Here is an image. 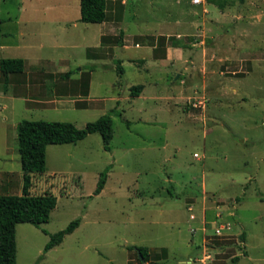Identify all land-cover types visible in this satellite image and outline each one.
I'll list each match as a JSON object with an SVG mask.
<instances>
[{
	"label": "rangeland",
	"instance_id": "obj_1",
	"mask_svg": "<svg viewBox=\"0 0 264 264\" xmlns=\"http://www.w3.org/2000/svg\"><path fill=\"white\" fill-rule=\"evenodd\" d=\"M78 17V0H0V58L54 60L10 75L5 90L0 79V195H20L19 121L80 129L108 114L112 130L110 151L96 133L46 147L28 193H49L56 204L46 223L15 225V264H138L136 247L157 264L159 248L165 264L196 251L191 264L203 253L199 264H264V0H224L221 10L208 0H113L105 24ZM99 30L109 38L121 32L125 51L102 44L111 52L86 59ZM157 36L165 39L161 64L148 46ZM37 41L42 50L33 49ZM135 85L142 89L130 97ZM196 101L203 105L192 107ZM77 217L78 226L43 253L49 235ZM200 223L203 249L199 232L192 235Z\"/></svg>",
	"mask_w": 264,
	"mask_h": 264
},
{
	"label": "trees",
	"instance_id": "obj_2",
	"mask_svg": "<svg viewBox=\"0 0 264 264\" xmlns=\"http://www.w3.org/2000/svg\"><path fill=\"white\" fill-rule=\"evenodd\" d=\"M112 0H78V21L81 23L99 24L106 19V5ZM208 3L213 4L218 9L223 8L224 0H208ZM2 21L0 20V25ZM1 36V33H0ZM121 32L117 38H109L106 36L100 37V46L93 49L85 50L86 59H98L100 55L110 53V46L105 50H101L102 44H110L112 46H121ZM171 46H177L176 40H170ZM165 39L163 36L150 38L148 46L151 47L152 58L164 57V50L159 51V48L164 49ZM115 65V74L121 77L123 70L119 60H112ZM91 70V67H89ZM88 69V68H87ZM23 73V60L20 58H0V79L2 89L8 83L10 75ZM70 72L62 74L60 77L67 78ZM88 80V75L87 79ZM85 81V82H86ZM87 87V83H84ZM142 89L141 85L130 86L128 94L130 97H137ZM86 95V91L82 92ZM16 133V153L20 166L21 188L20 195H0V264H15V240L14 229L15 225L25 223L37 227L48 221L50 212L54 209L56 198L49 193L41 195H29L28 190L31 185L30 177L34 174H41L44 171L45 164V149L49 145L75 144L82 140L87 135L98 134L101 141L103 151H110L109 143L112 138L111 119L108 114L99 116L91 122L78 129L69 122L59 121H28L21 120L15 125ZM106 167L98 174V178L92 192L93 195L99 194L104 186ZM79 217L70 221L65 228L50 234L48 241L43 246V253L54 246L61 243L65 235L70 234L79 224ZM239 241L244 240L243 234L239 235ZM136 261L138 264L147 262L146 264H157V262L148 260V252L145 247H136ZM140 256V259L138 256ZM236 258L231 262L234 264Z\"/></svg>",
	"mask_w": 264,
	"mask_h": 264
},
{
	"label": "crops",
	"instance_id": "obj_3",
	"mask_svg": "<svg viewBox=\"0 0 264 264\" xmlns=\"http://www.w3.org/2000/svg\"><path fill=\"white\" fill-rule=\"evenodd\" d=\"M113 1V0H112ZM105 24L106 22L104 21V22H102L101 23V25L102 24ZM63 28H65V29H62V31L63 30H66V23H65V25H64V27ZM60 31H61V29H60ZM105 33H102V30H99V32L97 33V36H96V45L95 46H93V47H91V48H97L98 46H99V43H100V37L101 36H103ZM36 35V34H35ZM34 35V36H35ZM108 35V34H107ZM112 35V34H111ZM32 44V43H31ZM121 46H118L119 48H121V51H125V49L127 48V46H125V44H124V39L122 38V40H121ZM30 47H32V46H30ZM34 48L33 49H35L36 51L38 50H42L43 48H44V46H43V44L42 43H38V41H37V43H35L34 42V46H33ZM1 48V47H0ZM49 49H61V47H59V45H57L56 44V42H51V44H49ZM166 49V48H165ZM114 51V50H113ZM168 51V48L166 49V51H165V53ZM21 59V58H20ZM114 59H117L116 58V55H115V52H114V54L112 55V60H114ZM23 60V72L24 71H26L25 73H28V74H31V73H36V72H38V71H40L41 69H42V65L40 64V63H42L43 61H47V62H54V60H52L51 58H42V57H40V55H37L35 58H33L32 57V59H30L29 61L28 60H26V59H22ZM119 60V59H118ZM166 59H165V55H164V57L163 58H160V57H158L157 59H155L153 62H157V64H161V63H163L164 61H165ZM55 61H57V60H55ZM120 61V66L122 65V61L121 60H119ZM62 63H64V60L62 61ZM122 67V66H121ZM65 73H67V72H65ZM123 74V73H122ZM71 79V78H70ZM73 79V78H72ZM88 85H89V83H88ZM49 91L51 90L50 88L48 89ZM1 98L3 99V100H5V101H7V100H15V99H19V100H25V99H23V98H16V97H14V96H12V95H3V96H1ZM84 99H86V100H88L89 99V94H88V92H87V94H86V96H84ZM85 100V101H86ZM52 101H55V100H48L47 102H52ZM73 100H71V102H72ZM58 102H59V100H58ZM35 103V102H34ZM59 105V104H58ZM62 105H66V104H62ZM30 109H35V108H30ZM169 180V179H168ZM198 228V229H197ZM195 230H194V233L192 234V235H194L195 234V231H198L199 232V236H200V242L202 241V239H201V235H202V232L199 230V227H197ZM200 245V244H199ZM160 249V251L161 252H158V253H160V254H158V253H155V255L156 254H158L159 256H158V258H159V262L160 263H163V264H165V260H168V255H167V257H160L161 256V254L163 253H167L166 252V250H165V248H159ZM196 254H197V251L194 253V254H191V255H188V256H186V260L185 259H183V260H177L176 261V263H179V264H191L192 263V259L193 258H195V256H196ZM163 256V255H162ZM157 262V261H156ZM167 262V261H166ZM197 262V261H196ZM160 263H158V264H160ZM197 264H199L198 262H197Z\"/></svg>",
	"mask_w": 264,
	"mask_h": 264
},
{
	"label": "built area",
	"instance_id": "obj_4",
	"mask_svg": "<svg viewBox=\"0 0 264 264\" xmlns=\"http://www.w3.org/2000/svg\"><path fill=\"white\" fill-rule=\"evenodd\" d=\"M200 2H201V0H190V3L193 4V5L200 4ZM191 105H192V107H195V106L197 107V105H198V106H200V105L202 106L203 104H202V101H196V104L193 103V104H191ZM196 107H195V108H196ZM194 156H195V154H193V157H194ZM188 210L190 211L189 208H188ZM188 219H189V220H194L193 215H191V214L188 213ZM199 230L202 232V235H204V233H203V232H204V227H203V224H201V223H200ZM218 230H219V229H216L215 232L217 233ZM192 232H194V230H192ZM203 237H204V236H203ZM202 241H203V242H202V244H201V249H203V248L205 247V246H204V243H205V242H204V239H202ZM205 245H206V243H205ZM207 258H208V255L203 253V254H202V257H201V259H200V261H199V263H204V260L207 259Z\"/></svg>",
	"mask_w": 264,
	"mask_h": 264
},
{
	"label": "water",
	"instance_id": "obj_5",
	"mask_svg": "<svg viewBox=\"0 0 264 264\" xmlns=\"http://www.w3.org/2000/svg\"><path fill=\"white\" fill-rule=\"evenodd\" d=\"M137 256H138V254H137ZM138 258L140 259V256H138ZM141 260V259H140Z\"/></svg>",
	"mask_w": 264,
	"mask_h": 264
}]
</instances>
